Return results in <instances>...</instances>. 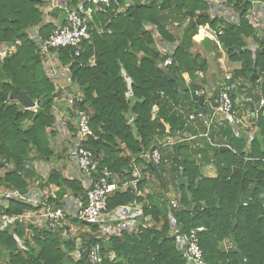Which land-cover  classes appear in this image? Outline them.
<instances>
[{
	"label": "trees",
	"instance_id": "trees-1",
	"mask_svg": "<svg viewBox=\"0 0 264 264\" xmlns=\"http://www.w3.org/2000/svg\"><path fill=\"white\" fill-rule=\"evenodd\" d=\"M81 1L68 0L66 5L72 8ZM118 2L121 4L122 0ZM44 3L0 0V45L12 46L11 55L0 60V168H4L2 160L9 165L0 177V185L22 192L33 184L30 179L33 170L25 171L24 165L34 161L46 163L55 156L50 145L55 135L53 108L55 99H61L64 93L46 74L36 43L30 38V34L36 33L41 40L47 39L56 27L51 21L43 23L45 13L40 7ZM224 7L238 14L237 23L211 17L207 0H136L124 13L107 11L110 15L107 23V14H94L93 25L103 32L92 30L91 40L83 44L84 52L79 57H74L69 48L55 51L60 64L68 66L71 83L78 89L76 94L73 92L77 100L69 106L71 115L74 109L89 115L91 135L83 146L93 152L97 174L105 172L124 182L131 179L134 165L143 167L144 175L136 190L129 187L110 194L107 209L138 204L143 218L150 217L151 224L139 227L135 233L122 231L107 240L98 238L97 225H89L91 233L84 236L82 246L98 244L103 257L101 264H185L169 234L168 183L178 196L179 209L172 214L182 232L204 229L198 237L207 264H241L240 254L245 264H264L263 111H258L257 129L249 144L244 136L234 137L229 128L209 129L211 142L228 145L237 154L227 150L220 155L219 148L208 139L198 138L161 150L170 161L167 171L164 168L158 173L140 158L152 147L160 149L167 139L177 140L188 116L207 109L206 104L200 106L188 99L187 92L183 100L176 81L165 75L167 70L172 71L177 81L188 82L191 92L201 89L195 80L190 81L187 76L186 82L183 78V74L203 75L207 71L206 60L190 53L192 37L200 26L222 31L219 41L225 54L230 61L240 63L233 77L249 83L256 71V90L264 92V51L259 53L263 45L258 30L246 19L250 0H226ZM64 13L63 8L55 7L48 16L63 17L61 25ZM155 32L173 50L172 65L166 69L160 64L168 55L158 50ZM247 39L253 40L258 48H247ZM89 60H93L92 65ZM125 78L130 80L129 97ZM16 89L36 103L35 109L27 110L11 99ZM252 95L250 88L247 96ZM154 107L157 111L153 114ZM179 108H184L182 114L178 113ZM67 127L75 136L74 126L67 123ZM203 128L199 125L196 130L191 126L186 133L198 135ZM197 141L198 147L193 149ZM149 175L155 178L158 191L144 195ZM52 184L58 187V192L48 204L57 205L67 191L75 196L84 195L78 180L64 178L56 169H50L41 185ZM9 206L8 213L13 215L39 214L44 210L42 206L35 208L13 200ZM12 232H0V264L1 260L6 264H89L84 254L76 256L73 239L62 241L46 229L16 225L14 232L26 245L22 252ZM226 241L231 248L224 251L221 245ZM110 253L113 259L108 256Z\"/></svg>",
	"mask_w": 264,
	"mask_h": 264
},
{
	"label": "built area",
	"instance_id": "built-area-1",
	"mask_svg": "<svg viewBox=\"0 0 264 264\" xmlns=\"http://www.w3.org/2000/svg\"><path fill=\"white\" fill-rule=\"evenodd\" d=\"M135 1L136 0H122L120 4L118 0H83L76 6L69 8L66 5L68 0H62V4L55 6L65 10L64 24L60 25L59 22H57V24L54 23L56 25L55 29L48 38L44 40L38 38L36 33L30 34V38L36 43L42 63L44 67L47 68V73L54 84L56 80L60 79V74L62 72L66 73V78L70 80L68 66H62L60 64L55 51L69 48L73 50L74 57H79L84 52L83 44L91 40L92 30H96L98 33L103 32L102 28L94 27L92 16L98 13L107 14L109 10H113L115 14L124 13L127 7L134 4ZM207 1L210 7V16L221 18L217 16L216 13L221 6L224 7L226 0ZM85 3H88L90 6L86 7ZM250 4L251 8L256 6H262L264 8V0H250ZM55 7H52L51 10ZM232 12L236 15V18H231V16L228 15L226 17L224 16V19H221L226 23H237L239 20L238 14L233 10ZM246 19L253 27L247 16ZM43 23H45V21ZM166 29L167 31L171 30L169 26H167ZM198 30H202L213 40L217 50L222 54V57L219 59L222 65L226 56L223 46L219 41V36L222 35V31L210 29L205 26H200ZM154 37L156 44H160L161 46L162 50L158 49L160 53L162 55H168L160 64L161 68L166 69L172 65L170 55L173 53V50L157 37L156 32ZM11 53V45H0V60L6 56H10ZM89 64L92 65L93 60H89ZM222 74L224 83L219 85L217 90L215 99L217 107L214 108L210 106L204 111L191 113L183 125L182 132L177 133L178 135L181 134V136L179 135V137H177V140L173 141L167 139L164 143H161L160 149L153 147L150 152L140 156V158L144 159L146 164H150L154 167L156 172L161 173L164 168L170 166V161L162 154L161 150L171 148L176 143L191 142L198 138H206L212 146L218 147L219 149L224 147L226 151L230 150L232 153L237 154V152L228 145H219L211 142L208 138V131L210 128H229L234 137L240 138V128H250L257 118L258 111L261 110L264 112V92L256 90L259 94V107L258 109L252 110L249 104L253 103V95L250 97L245 96L241 102H236V99H233L235 93L239 90H243L242 79L233 77L232 71L224 66L222 67ZM125 79L127 85L130 86V80L127 78ZM194 93L196 96L202 95L198 90ZM127 96H131V89ZM76 100L77 98H68L70 105L74 104ZM35 107L33 109H35ZM154 113L156 112H153V114ZM178 113L182 114L183 111L178 109ZM74 116L76 122L73 126L76 133L75 136H72L71 133L69 134L68 142L70 146L68 148V153L70 156L69 158L75 164L76 178L74 179L80 182L84 190L83 196H75L70 191H67L59 199L57 205L48 204L50 198L56 199L55 191H53L51 185H41L43 181L46 180L49 171H47V173L45 172L46 174L43 176L40 175L35 179L33 184L25 192L17 189L1 188L0 186V232L3 230L13 231L12 238L22 250H26V245L24 240L14 232L16 225L22 227L32 225L46 229L56 234L62 241L75 238L76 232L80 231V225H97L100 229V236L103 237H105V233L119 235L122 231H137L138 222V227L146 226L145 222L141 223L140 221V218L143 217L140 205L138 206L132 203L117 207L111 211L107 209V202L110 194L129 187L136 190L138 181L143 177L141 174L142 171L139 170L138 165H134L131 179L124 182H120L105 172L98 175L96 170L97 162L95 161L93 152L83 146L87 137L91 135L89 115L85 112H77L74 110ZM194 121H201L205 131L198 135H189L186 133L187 129L192 126V122ZM252 138H250V141ZM197 147L198 142L192 146L193 149ZM2 163L4 168H0V170L3 169L5 171L9 165H7L4 160H2ZM35 168H37L35 163L29 162L24 165L25 171ZM2 176L3 174L0 177ZM10 200L23 204H31L35 208L42 206L44 210L39 214H9ZM243 205H246L245 201ZM178 209V196L175 195V197L170 200L168 223L169 234L173 238L176 250L183 256L185 264H207L198 237V233L202 232L204 229L201 227L189 233L182 232L176 222L175 216L172 214ZM86 233H88L87 230ZM75 252L78 258L84 254L89 264H101L103 261L101 248L98 244H92L89 247H83L81 244V247L76 246Z\"/></svg>",
	"mask_w": 264,
	"mask_h": 264
},
{
	"label": "crops",
	"instance_id": "crops-1",
	"mask_svg": "<svg viewBox=\"0 0 264 264\" xmlns=\"http://www.w3.org/2000/svg\"><path fill=\"white\" fill-rule=\"evenodd\" d=\"M43 1L46 2V4H47V6H46L47 8L45 10V22H49L51 19L48 16V13L50 12L52 7L59 6V4H62V0H43ZM216 15L221 17L222 19H224V16L226 17L228 15H230L231 18L232 17L236 18V15L233 14L232 9L226 8V7H222V6H221V8H219V11L216 13ZM247 17H248L249 21L251 22V24L253 25V27L255 29H257V30L259 29L261 31L264 30V8L262 6L252 7L251 10L248 12ZM62 19H63V17H60L58 19L57 18L56 19H52L51 21L53 23L57 24V22H61ZM175 25H178V24H175ZM256 45L257 44H255L253 42V40H251V39H247L246 40L247 48H253V49L254 48H258ZM225 58L223 60V64L222 65L220 64V68H221L220 74L222 73V67L223 66L225 68L230 69L232 71V73L234 71H237V70L240 69V63L239 62H232V61L227 60V59L225 60ZM46 74H48V73H46ZM198 74H199L200 77L202 76L200 73H198ZM212 79H213V82H214V86L216 88L215 93H214V96H215V99H216L217 90H218V87L220 85V83H219L220 78H219V76L217 77L216 75H213ZM242 81H243V86H242L243 90H241L242 92L238 93V96L236 97V102H241L243 100V98L245 96H247V86L245 84L246 81H244V80H242ZM55 84L60 89L67 88L66 90H69L68 92L64 93L65 97L69 96V97L76 98L73 95V92H75V91L77 92V88H76V86L72 87L71 80H69L68 78L64 77L62 80H60V79L56 80ZM186 84L188 86V82ZM198 91L201 92V94H202V90L201 89H199ZM76 92H75V94H76ZM191 100H192V97H191ZM204 104H206V108L207 109L210 106H212L211 102L208 101V100H205ZM55 109H56L55 112L59 116L58 118H60V120L58 121L57 118H56L55 126L53 128L54 131L56 130L55 131V135H54V137H55L54 145H57V146L61 145L62 148L58 149L57 150V154L53 157L54 158L53 163H56L54 166L53 165L50 166L49 163H47V162L46 163L35 162V161L33 162V163H35L37 165V168L31 169V170H33V172L30 171V174H31L30 179H32L33 181L35 179H37L40 175L43 176L44 174H46L47 171H50V169H56L57 171H59V173L64 178H67V179L76 178L75 164L69 158L70 156H69V153H68V148L70 146V143L68 141H65V139H69V134H70L69 129L67 127V123L74 124L76 122V118H75V116L71 115V112L69 110V106H67L66 103L63 102V101H61L59 103L57 102ZM181 109L184 112V108H181ZM257 116H258V113H257ZM257 119L258 118H256L254 124L250 128H240L241 129V136L246 137L247 144H249L250 138H252V136L254 135V133H255V131L257 129L256 128ZM199 125L203 126L201 121L192 122V127L194 129H196V130L199 129ZM203 131H205L204 128L202 129V131L198 132V134L202 133ZM54 137L52 139H54ZM165 150L166 149H164V151ZM169 167L165 168L166 171L169 169ZM138 168H139L140 171H142V169H143V167L141 165L138 166ZM141 174L144 175L143 172ZM148 178H149L148 183L150 182V184L147 183V185L144 187L143 192H142V194H144V195L149 193L151 187H154V186H152L153 181L151 180V176L149 175ZM167 180L168 181L170 180L169 176L167 177ZM168 184L170 186L168 185L167 197L170 200H172L175 197L176 194L174 192L173 186L170 183H168ZM153 185H154V183H153ZM51 188L53 189V191H55V194H57L58 187L56 185L52 184ZM171 192H173V193H171ZM172 194L174 195V197H170V195L172 196Z\"/></svg>",
	"mask_w": 264,
	"mask_h": 264
},
{
	"label": "water",
	"instance_id": "water-1",
	"mask_svg": "<svg viewBox=\"0 0 264 264\" xmlns=\"http://www.w3.org/2000/svg\"><path fill=\"white\" fill-rule=\"evenodd\" d=\"M110 16H106V23L109 21ZM107 25V24H106ZM105 25V27H106ZM259 36L261 38V44L263 45V48L259 50V53H262L264 51V33L261 30H258ZM191 49L190 53L193 56L200 55V57L207 62V71L203 76H199L198 73H190L188 78L190 81L195 80V84L201 87L203 94L200 96H196L194 92H191L192 101L198 102L200 106H202L205 102V100H208L211 102L212 107L216 108L217 103L215 100H213V96L215 93V86L212 79L213 75L219 76L220 78V85L224 83L223 80V74H220V62L219 59L222 57V54L217 50V47L213 40L202 30H198L197 34L192 37L191 40ZM241 52L242 49H239ZM237 53V52H236ZM165 75L173 80L176 81V84L179 88L180 96L183 100H185V93L189 90L186 83L180 82L176 80V77L172 71L167 70L165 72ZM258 79V75L256 74V71H253L252 75L250 76V83L253 90V103L249 104V107L254 110L258 109V98L259 94L256 91L255 81ZM11 99L17 101L23 108L30 110L35 107V103L27 96L25 92L20 91L19 89L15 90V93L11 96ZM75 108V105L73 106ZM75 110V109H74ZM157 111V107L153 108V112ZM78 121V119H77ZM153 149V147H152ZM151 149V150H152ZM226 152V149L224 147H221L219 149V154ZM149 167L152 169V166L149 164ZM180 183H184V178L180 180ZM262 197H264V190H261ZM245 201L244 198H241V202L243 203ZM240 263L245 264L244 258L242 254H240Z\"/></svg>",
	"mask_w": 264,
	"mask_h": 264
},
{
	"label": "rangeland",
	"instance_id": "rangeland-1",
	"mask_svg": "<svg viewBox=\"0 0 264 264\" xmlns=\"http://www.w3.org/2000/svg\"><path fill=\"white\" fill-rule=\"evenodd\" d=\"M127 1H129V0H127ZM47 6V4H46V2L42 5V7H40V10H42V12L43 13H45V10H46V7ZM63 12V11H62ZM60 12H57V14H59ZM52 18H54V19H56V18H59V16H52ZM51 19V18H50ZM52 20V19H51ZM50 20V21H51ZM44 21H45V17H44ZM52 22V21H51ZM155 43H156V41H155ZM158 43V42H157ZM165 43V42H164ZM157 45V48L158 49H160V50H162L161 49V46H160V44H156ZM226 58H225V60L227 59V60H229V58H228V56H227V54H226V56H225ZM94 60V59H93ZM44 69H45V71H46V73H47V69L44 67ZM62 74V75H61ZM60 74V80H62L63 79V77L66 75V73H64V72H62ZM189 74L190 73H188V74H183V78L185 79V78H187V76H189ZM48 75V74H47ZM203 76V75H202ZM48 77H49V75H48ZM66 77V76H65ZM50 78V77H49ZM51 79V78H50ZM186 80V79H185ZM187 81V80H186ZM72 84V87H74L75 85L73 84V83H71ZM127 84V83H126ZM245 84H246V86H247V93H248V90L251 88V84H250V82L249 83H247V82H245ZM59 88V87H58ZM77 88V87H76ZM127 88H128V91H127V94H128V92L130 91V89H131V87L129 86V85H127ZM78 90V89H77ZM64 93L65 92H68L69 90H66L65 91V88H64ZM258 91L259 92H261L260 91V88H258ZM64 93H63V97L61 98V99H55V106H54V108H53V114L55 115V117L57 118V120L59 121L60 120V118H58L59 116L57 115V113L55 112L56 111V109H55V107H56V104H57V102L59 103V102H61V101H63V102H65L66 103V105L67 106H71L70 104H69V102H68V98H70L69 96H64ZM127 94H126V97H128L127 96ZM187 96H188V99H190L191 100V92L190 91H187ZM68 97V98H67ZM17 102V101H16ZM186 107V109H187V106H185ZM73 116H74V114H73ZM132 115L130 114L129 116H128V118H130ZM73 121V120H72ZM72 125H74V124H72ZM51 131V129H48V132H50ZM56 131V130H55ZM58 131V130H57ZM54 141H55V137H54V139H51V141H50V145H51V148L53 149V151H54V153H55V155L57 154V150L58 149H60V148H62V146L60 145V146H57V145H54ZM65 141H68V139H65ZM53 161H54V158H51L49 161H47V163H49V165L50 166H54L56 163H53ZM140 166V165H139ZM5 173V171L3 170V169H1L0 170V176L2 175V174H4ZM151 180L153 181V183H154V185H153V183H152V186H154V187H151V189H150V191H149V193L150 194H153V193H157V191H158V187H157V182H156V180H155V178L152 176L151 177ZM148 184H150V182L148 183ZM169 185V184H168ZM1 186V185H0ZM170 186V185H169ZM1 188H3V186H1ZM170 190V189H169ZM119 191V190H118ZM171 193H173V192H171ZM140 194V193H139ZM170 197H174V195L172 194V196L170 195ZM136 205H138V204H136ZM139 206V205H138ZM140 221H141V223L142 222H145V224H146V227L147 226H149V224H151V218L150 217H145V218H143V217H141L140 218ZM78 224V223H77ZM138 225H139V222L137 223V228H136V230L138 231V228L139 227H141V226H139L138 227ZM86 230H87V232H90L91 233V231H90V228H89V226H83V225H80V231H78V232H76V236H75V238H73V240H74V244H75V249H76V246H79V247H81V244H82V241L85 239V237L84 236H86ZM134 233L136 232V231H133ZM98 234H100V229H98V232H97ZM110 236H115V235H113L112 233H105V237H103V236H99L98 238H102V239H104V240H107V239H109V237ZM221 248H222V250H224V251H227V250H229V248H231V244L230 243H228L227 241L226 242H224L222 245H221ZM22 252H25V250H22V249H20ZM110 258H112L113 259V254L112 253H110L109 255H108ZM1 264H6V262L5 261H2L1 260Z\"/></svg>",
	"mask_w": 264,
	"mask_h": 264
},
{
	"label": "bare ground",
	"instance_id": "bare-ground-1",
	"mask_svg": "<svg viewBox=\"0 0 264 264\" xmlns=\"http://www.w3.org/2000/svg\"><path fill=\"white\" fill-rule=\"evenodd\" d=\"M259 30V29H258Z\"/></svg>",
	"mask_w": 264,
	"mask_h": 264
}]
</instances>
